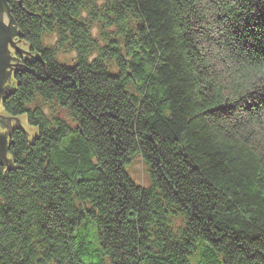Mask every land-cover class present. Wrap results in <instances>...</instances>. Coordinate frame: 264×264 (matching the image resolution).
Returning a JSON list of instances; mask_svg holds the SVG:
<instances>
[{"label":"trees","instance_id":"trees-1","mask_svg":"<svg viewBox=\"0 0 264 264\" xmlns=\"http://www.w3.org/2000/svg\"><path fill=\"white\" fill-rule=\"evenodd\" d=\"M0 2V264H264V0Z\"/></svg>","mask_w":264,"mask_h":264},{"label":"water","instance_id":"water-1","mask_svg":"<svg viewBox=\"0 0 264 264\" xmlns=\"http://www.w3.org/2000/svg\"><path fill=\"white\" fill-rule=\"evenodd\" d=\"M5 26H7V18L4 15L1 2H0V100L6 92L10 82L12 81V69L13 64L11 62L9 54H13L14 51L19 50L21 46L14 44L12 37L5 33ZM14 50V51H13ZM16 124H20L24 129L28 130L32 136L36 133L32 130L25 117H19L16 120L7 118L1 108L0 102V164L5 165L7 168L12 165L10 160L7 159V147H8V136L12 127Z\"/></svg>","mask_w":264,"mask_h":264},{"label":"rangeland","instance_id":"rangeland-1","mask_svg":"<svg viewBox=\"0 0 264 264\" xmlns=\"http://www.w3.org/2000/svg\"><path fill=\"white\" fill-rule=\"evenodd\" d=\"M96 24H94V28H93V34L96 35L97 34V28H96ZM56 38L54 35H50L48 36V38H45V42L47 44H53L55 43ZM74 57V53L73 52H69L67 51V53H64L62 55V58L64 60H68L69 58H73ZM257 87V86H256ZM256 87L249 89L251 92L256 91V94L259 93L261 90L263 91V89H259ZM55 114V113H54ZM58 116L62 117V118H66L67 119V113L65 110L58 112L57 114ZM24 117V116H22ZM29 125V124H28ZM29 127H31L29 125ZM128 174L129 176L132 178H130L134 183L138 184L139 186H144L147 187L150 183V179L147 173V168L145 167V165L142 163L140 158H135L132 160L131 164L128 166ZM178 223H176L177 225ZM197 259L193 258L190 261V264H197L196 263ZM199 262V261H198Z\"/></svg>","mask_w":264,"mask_h":264}]
</instances>
